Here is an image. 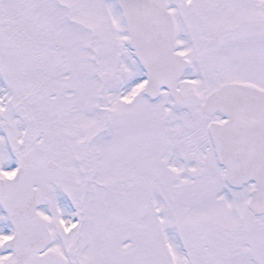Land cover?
<instances>
[{
  "label": "snow or ice",
  "instance_id": "1",
  "mask_svg": "<svg viewBox=\"0 0 264 264\" xmlns=\"http://www.w3.org/2000/svg\"><path fill=\"white\" fill-rule=\"evenodd\" d=\"M0 264H264V0H0Z\"/></svg>",
  "mask_w": 264,
  "mask_h": 264
}]
</instances>
